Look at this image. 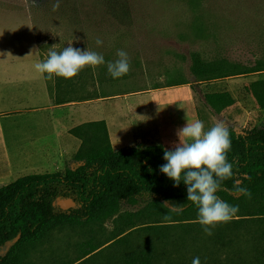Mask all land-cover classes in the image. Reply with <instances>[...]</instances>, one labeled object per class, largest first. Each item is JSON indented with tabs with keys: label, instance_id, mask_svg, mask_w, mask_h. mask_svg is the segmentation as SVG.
<instances>
[{
	"label": "rangeland",
	"instance_id": "1",
	"mask_svg": "<svg viewBox=\"0 0 264 264\" xmlns=\"http://www.w3.org/2000/svg\"><path fill=\"white\" fill-rule=\"evenodd\" d=\"M3 4L27 8L43 60L49 51L59 52L69 45L103 55L104 65L85 68L98 76L93 87L89 73L84 78L86 88L95 93L93 97L156 89H170L171 95L191 92L195 107L176 101L171 107L173 117L165 120L176 129L175 144L179 142L177 129L196 119L204 123L206 130L218 121L233 132L264 126L260 97V84L264 81V0H61L55 12L48 0H0V5ZM97 39L103 44L98 46ZM118 50L128 54L130 71L113 79L107 63L118 59ZM191 53H198L204 61L225 62L227 76L217 86L231 95L232 106L217 113L205 103L203 85H199L189 69ZM58 79L67 87L76 77ZM65 89L58 94H66ZM69 94L78 98L83 92L75 90ZM110 128L114 138V131L119 128ZM120 134H124L122 129ZM130 144L128 140L122 141L112 148L116 151L131 147ZM175 144L165 148L173 150ZM145 146L140 143L137 148ZM72 162L66 168L73 169L79 164L73 158ZM35 172L28 170L20 177L45 174ZM232 197L220 198L237 206L238 213L230 222L212 229L211 236L205 235L197 222L198 211L188 212V218H179L156 197L144 195L134 205L121 202L118 211L102 223H84L51 232L41 242L26 246L18 259L22 264L73 262L80 247L100 246L123 233L122 241L109 247H186L184 258L174 254L171 262H194L195 258H189L193 256L191 250L199 247H226L214 250L215 257L224 262L227 254L231 257L233 252L252 247L251 231L259 229L256 217L251 216L258 207L257 197ZM182 219L190 220L181 222ZM3 253L0 248V254ZM104 261L96 259L89 264Z\"/></svg>",
	"mask_w": 264,
	"mask_h": 264
},
{
	"label": "trees",
	"instance_id": "2",
	"mask_svg": "<svg viewBox=\"0 0 264 264\" xmlns=\"http://www.w3.org/2000/svg\"><path fill=\"white\" fill-rule=\"evenodd\" d=\"M189 69L199 85H203V99L213 111L219 113L234 104L231 95L217 86V82L227 76L225 62L204 61L198 53H191ZM87 73L93 87L98 76L84 69L69 85L71 89L67 87L66 94H61L66 96L82 90L86 100L95 98V93L86 88ZM55 80L57 85L63 82L58 77ZM58 92L56 105L70 102L67 98H59ZM260 97L264 107V81L260 84ZM229 133L228 160L233 165L234 175L222 182L217 195L248 199L234 194V184L239 181L240 186L251 193V198L257 197L258 207L251 215L256 217L259 228L251 231L254 247L233 252L231 257L227 254L224 262L219 261L214 252L226 247H199L191 250L193 256L189 258L198 259V264H264V126ZM69 134L80 140L73 156L79 163L75 168L30 174L0 187V248L4 250L0 254V264H22L18 257L28 248L26 246L41 242L55 230L102 223L118 211L121 202L134 205L137 198L144 195L156 197L165 204L169 202L166 204L169 208L178 205L182 210L173 211L179 218H188V212L198 211L187 201L186 185L181 182L179 187L174 186V182L159 171L166 163L164 150H169L164 146L127 147L115 151L103 121L84 123L70 129ZM67 199L74 202V207L62 210L58 202ZM122 234L114 235L100 246L80 247L75 261L63 264H89L96 259H105L103 264H194L170 261L174 254L184 258L186 247H109L119 244Z\"/></svg>",
	"mask_w": 264,
	"mask_h": 264
},
{
	"label": "crops",
	"instance_id": "3",
	"mask_svg": "<svg viewBox=\"0 0 264 264\" xmlns=\"http://www.w3.org/2000/svg\"><path fill=\"white\" fill-rule=\"evenodd\" d=\"M42 60L27 8L0 5V187L28 170L53 173L70 167L80 146V140L69 134L74 127L103 121L112 147L127 140L136 148L140 143L166 147L176 140V129L165 122L173 117L171 107L179 100L195 107L191 92L171 95L170 89L87 100L80 90L83 95L76 99L59 95L70 102L56 105L57 92L70 84L64 87L65 82L57 85L54 77H42L34 67ZM136 96L140 98L129 99ZM110 126L119 128L114 138Z\"/></svg>",
	"mask_w": 264,
	"mask_h": 264
},
{
	"label": "clouds",
	"instance_id": "4",
	"mask_svg": "<svg viewBox=\"0 0 264 264\" xmlns=\"http://www.w3.org/2000/svg\"><path fill=\"white\" fill-rule=\"evenodd\" d=\"M60 2L48 0L53 12L59 9ZM96 43L99 46L103 41L97 39ZM117 56V60L107 63V71L113 79L121 78L130 71L128 54L118 50ZM104 64L103 55L69 45L59 52L49 51L47 58L37 62L34 67L42 77L46 75L48 79L59 77L70 80L85 68H96ZM176 135L179 142L173 146V150H164L166 163L159 171L173 181L174 186L179 187L181 182L186 185L187 201L198 209L197 222L205 235L211 236L212 229L230 222L239 211L237 206L228 204L217 195L222 182L232 179L234 175L233 165L228 160L231 150L228 127L218 121L206 130L204 123L196 119L178 129ZM234 194L251 198V193L241 187L239 181L234 184ZM170 210L182 208L170 205ZM194 264H198V259Z\"/></svg>",
	"mask_w": 264,
	"mask_h": 264
},
{
	"label": "water",
	"instance_id": "5",
	"mask_svg": "<svg viewBox=\"0 0 264 264\" xmlns=\"http://www.w3.org/2000/svg\"><path fill=\"white\" fill-rule=\"evenodd\" d=\"M58 205L62 210H67L74 207V202L70 199H67V200L59 201Z\"/></svg>",
	"mask_w": 264,
	"mask_h": 264
}]
</instances>
